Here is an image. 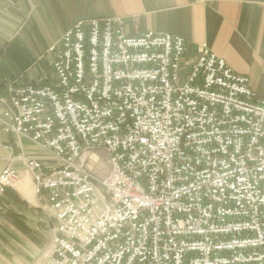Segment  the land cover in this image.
<instances>
[{
  "label": "built area",
  "instance_id": "1",
  "mask_svg": "<svg viewBox=\"0 0 264 264\" xmlns=\"http://www.w3.org/2000/svg\"><path fill=\"white\" fill-rule=\"evenodd\" d=\"M125 26L77 22L49 48L55 83L0 98L4 130L55 158L21 155L58 222L44 264H264V101L208 43L189 59L182 36Z\"/></svg>",
  "mask_w": 264,
  "mask_h": 264
},
{
  "label": "crops",
  "instance_id": "2",
  "mask_svg": "<svg viewBox=\"0 0 264 264\" xmlns=\"http://www.w3.org/2000/svg\"><path fill=\"white\" fill-rule=\"evenodd\" d=\"M121 16L126 30L145 29L185 38L186 57L201 43L250 78L264 101V0H0V97L6 81L56 79L48 48L79 20ZM56 81V80H55ZM0 104V172L10 165L21 175L0 194V264H43L42 252L56 234L57 219L46 195L37 194L32 171L20 155L39 159L45 173L52 152L26 136L4 130Z\"/></svg>",
  "mask_w": 264,
  "mask_h": 264
},
{
  "label": "rangeland",
  "instance_id": "3",
  "mask_svg": "<svg viewBox=\"0 0 264 264\" xmlns=\"http://www.w3.org/2000/svg\"><path fill=\"white\" fill-rule=\"evenodd\" d=\"M121 17V16H120ZM91 19H94V18H91ZM91 19H89V20H91ZM125 19V18H124ZM79 21H83V20H79ZM78 21V22H79ZM84 21H86V20H84ZM77 23V22H76ZM75 23V24H76ZM74 24V25H75ZM73 25V26H74ZM72 26V27H73ZM70 29V28H69ZM68 30V29H67ZM66 30V31H67ZM66 31H64L63 33H62V35L66 32ZM62 35L60 36V38H59V40L61 39V37H62ZM59 40L56 42V43H58L59 42ZM56 43H54V44H56ZM53 44V45H54ZM52 46V45H51ZM50 48V47H49ZM49 48H48V53L52 56V58H53V55H52V53H50V51H49ZM1 55V54H0ZM0 63H1V56H0ZM54 68V67H53ZM54 74H55V72H54ZM20 77H22L21 75L20 76H18L17 78H15V79H12V80H9V81H6V84H5V86H6V90H7V95H8V93H9V86L11 85V84H14V83H21V81H19V79L18 78H20ZM40 79H42V81H46V79H43V78H39V79H37V80H40ZM56 79H54V83L56 82L55 81ZM46 83V82H45ZM48 84V83H47ZM52 84V83H51ZM7 95L6 96H1L0 98H2V97H4V98H6L7 97ZM0 104H2V105H4L3 103H2V101H1V99H0ZM4 109V108H3ZM2 116H3V112H2ZM1 121H2V117H1ZM4 127V126H3ZM7 132V131H6ZM8 133H11V134H14V133H12V132H8ZM14 135H16V134H14ZM17 136V135H16ZM85 154H87V156H86V164H87V167L93 172V173H95L97 176H100V177H104V176H106L107 174H108V171H109V168H110V164H109V162H108V155H107V152H106V150H104V149H97V150H90V151H86L85 152ZM23 155V154H22ZM95 155H97L99 158H98V160H97V156H95ZM21 156V155H20ZM100 204L101 205H104V201H103V199L101 198L100 199ZM56 227H57V225H56ZM47 247H45V249H46ZM45 249L43 250V252L41 253L42 254V256L43 257H45ZM44 264V263H43Z\"/></svg>",
  "mask_w": 264,
  "mask_h": 264
},
{
  "label": "bare ground",
  "instance_id": "4",
  "mask_svg": "<svg viewBox=\"0 0 264 264\" xmlns=\"http://www.w3.org/2000/svg\"><path fill=\"white\" fill-rule=\"evenodd\" d=\"M85 156H87V154H85L84 157H85ZM95 156H97V155H95ZM96 158H97V160H98L99 157L97 156Z\"/></svg>",
  "mask_w": 264,
  "mask_h": 264
}]
</instances>
